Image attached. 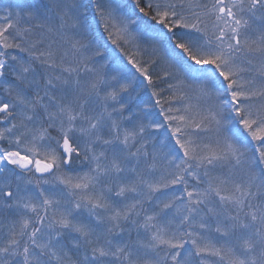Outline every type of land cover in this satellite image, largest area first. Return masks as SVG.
I'll use <instances>...</instances> for the list:
<instances>
[{"label": "snow or ice", "instance_id": "6c2138e0", "mask_svg": "<svg viewBox=\"0 0 264 264\" xmlns=\"http://www.w3.org/2000/svg\"><path fill=\"white\" fill-rule=\"evenodd\" d=\"M0 264H264V0L0 13Z\"/></svg>", "mask_w": 264, "mask_h": 264}, {"label": "trees", "instance_id": "16d2710c", "mask_svg": "<svg viewBox=\"0 0 264 264\" xmlns=\"http://www.w3.org/2000/svg\"><path fill=\"white\" fill-rule=\"evenodd\" d=\"M21 2V0H9V4L11 6H13L14 8V5L15 3H19ZM7 7H9L8 5L5 4V1L4 0H0V13H2Z\"/></svg>", "mask_w": 264, "mask_h": 264}, {"label": "rangeland", "instance_id": "374dc122", "mask_svg": "<svg viewBox=\"0 0 264 264\" xmlns=\"http://www.w3.org/2000/svg\"><path fill=\"white\" fill-rule=\"evenodd\" d=\"M5 1V4L6 5H8V6H11L8 2H9V0H4ZM17 3H15V4H13L14 5V7H15V5H16ZM13 7V6H12Z\"/></svg>", "mask_w": 264, "mask_h": 264}]
</instances>
